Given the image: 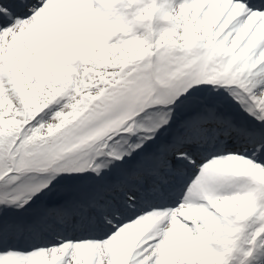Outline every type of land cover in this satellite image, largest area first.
<instances>
[{
    "label": "snow or ice",
    "instance_id": "1",
    "mask_svg": "<svg viewBox=\"0 0 264 264\" xmlns=\"http://www.w3.org/2000/svg\"><path fill=\"white\" fill-rule=\"evenodd\" d=\"M0 264H264V0H0Z\"/></svg>",
    "mask_w": 264,
    "mask_h": 264
}]
</instances>
